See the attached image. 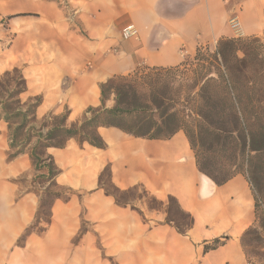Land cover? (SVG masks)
<instances>
[{"label":"crops","instance_id":"obj_1","mask_svg":"<svg viewBox=\"0 0 264 264\" xmlns=\"http://www.w3.org/2000/svg\"><path fill=\"white\" fill-rule=\"evenodd\" d=\"M8 3L12 44H35V52L27 54L33 61L25 57L22 70L28 95L43 97L39 117L66 107L73 117L101 104L100 83L114 75L141 66H176L198 47L236 37L229 24L232 17L243 36L264 43V0ZM128 25L135 26L136 37L123 38ZM114 103L112 96L106 106ZM99 133L105 149L80 147L75 140L49 149L61 170L57 183L81 195L56 200L45 232L30 233L18 246L35 220L39 195L27 190L18 195L20 186L12 179L25 174L40 193L47 184L34 183L36 171L28 154L7 162L8 127L0 122V262L8 257L7 264H251L241 244L243 233L256 222L255 196L246 175L217 185L198 169L182 130L168 139L135 137L116 127H100ZM109 163L118 188L139 184L163 201L173 195L194 216V226L182 234L166 223L165 209L142 204L140 212L117 204L98 186ZM37 174L45 177L48 169ZM226 235L223 245L204 252V241Z\"/></svg>","mask_w":264,"mask_h":264},{"label":"trees","instance_id":"obj_2","mask_svg":"<svg viewBox=\"0 0 264 264\" xmlns=\"http://www.w3.org/2000/svg\"><path fill=\"white\" fill-rule=\"evenodd\" d=\"M28 90V80L20 67L0 74V122L8 127L6 160L11 162L28 154L36 171L34 183L39 180L47 184L41 193L34 185L27 190L38 193L39 206L34 222L17 240L18 246L30 233L45 232L56 200L69 201L81 195L57 183L61 170L49 149L64 148L70 140L80 147L89 144L105 149L107 143L99 133L100 127H116L146 139H168L182 130L194 150L198 169L217 185L244 174L246 164L251 170V153L264 151V43L258 37L222 38L214 49L198 47L192 58L176 66H141L126 75H114L100 83L101 104L87 107L74 122H69L68 107L62 113L50 112L40 118L37 111L43 97L28 95ZM112 96L115 103L108 107L106 103ZM43 168L48 169L45 177L37 174ZM20 179L12 181L19 183ZM250 183L257 185L255 176ZM98 186L117 204L139 211L131 199L141 189L143 195L137 198H146L151 209L165 206L166 223L179 233L187 234L195 224L194 216L173 195L163 201L139 184L118 188L110 163L101 171ZM260 207L256 196V222L241 237L251 264H264L263 198ZM41 223L45 225L36 230ZM228 239L226 235L204 241V252L220 247Z\"/></svg>","mask_w":264,"mask_h":264},{"label":"rangeland","instance_id":"obj_3","mask_svg":"<svg viewBox=\"0 0 264 264\" xmlns=\"http://www.w3.org/2000/svg\"><path fill=\"white\" fill-rule=\"evenodd\" d=\"M8 4H9L8 0H0V74L16 66L20 67L21 69H24V66L27 63V61H25V57H27L28 53L35 52V48H34L35 44H12L14 39V33L9 31V27H8V23L10 20L9 14L11 12ZM215 46H209V48L214 49ZM192 57L193 55L187 56L185 60L190 59ZM27 60L28 61L30 60V62L33 61L30 55L27 57ZM82 113H79L73 117L71 116L69 118V122L71 121L74 122L78 120L82 116ZM42 117L43 116L40 115V118ZM251 159H252L253 168L250 170L249 165L246 164L242 173L246 175L249 181L250 179H252L253 176H255V178L257 179V185L256 186L253 185L252 188L255 197L257 196L258 201L261 205L259 209L261 210L262 198L264 199V151H260L258 153H254V152L251 153ZM18 177H21L20 179L21 181L19 183H16L20 186L18 195L24 193L28 189L33 188L31 187L28 181L27 175L22 174L20 176H17L16 178ZM62 192L65 193L66 191L62 190ZM134 194L137 197L143 195L141 189L136 190ZM137 197L136 198L133 197V199H131V202L138 209H141L142 204L143 205L147 204L146 198L143 197L142 199H138ZM161 209H165L164 206H162ZM41 228L42 225L40 224H38L35 227L36 230H40ZM7 260L8 257L2 258L0 264H2L3 262L7 264Z\"/></svg>","mask_w":264,"mask_h":264},{"label":"built area","instance_id":"obj_4","mask_svg":"<svg viewBox=\"0 0 264 264\" xmlns=\"http://www.w3.org/2000/svg\"><path fill=\"white\" fill-rule=\"evenodd\" d=\"M230 27L232 30L236 32V37H243L242 33H240V24L236 17H232L229 20ZM138 34L137 29L133 25H128L122 29V36L125 39L136 37Z\"/></svg>","mask_w":264,"mask_h":264}]
</instances>
